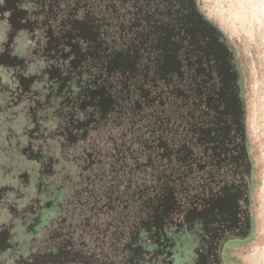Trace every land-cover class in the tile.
<instances>
[{
  "label": "flooded vegetation",
  "instance_id": "1",
  "mask_svg": "<svg viewBox=\"0 0 264 264\" xmlns=\"http://www.w3.org/2000/svg\"><path fill=\"white\" fill-rule=\"evenodd\" d=\"M256 168L199 0H0V264H247Z\"/></svg>",
  "mask_w": 264,
  "mask_h": 264
},
{
  "label": "rangeland",
  "instance_id": "2",
  "mask_svg": "<svg viewBox=\"0 0 264 264\" xmlns=\"http://www.w3.org/2000/svg\"><path fill=\"white\" fill-rule=\"evenodd\" d=\"M231 41L241 64L257 181L253 194L256 232L247 264H264V0H199Z\"/></svg>",
  "mask_w": 264,
  "mask_h": 264
},
{
  "label": "crops",
  "instance_id": "3",
  "mask_svg": "<svg viewBox=\"0 0 264 264\" xmlns=\"http://www.w3.org/2000/svg\"><path fill=\"white\" fill-rule=\"evenodd\" d=\"M247 261H248V254L246 255V263H247Z\"/></svg>",
  "mask_w": 264,
  "mask_h": 264
}]
</instances>
